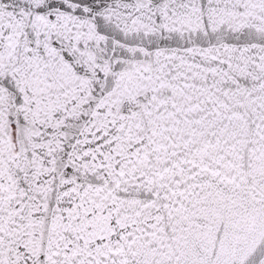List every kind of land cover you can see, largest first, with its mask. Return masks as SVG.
Returning <instances> with one entry per match:
<instances>
[{
	"label": "snow or ice",
	"instance_id": "snow-or-ice-1",
	"mask_svg": "<svg viewBox=\"0 0 264 264\" xmlns=\"http://www.w3.org/2000/svg\"><path fill=\"white\" fill-rule=\"evenodd\" d=\"M0 264H264V0H0Z\"/></svg>",
	"mask_w": 264,
	"mask_h": 264
}]
</instances>
